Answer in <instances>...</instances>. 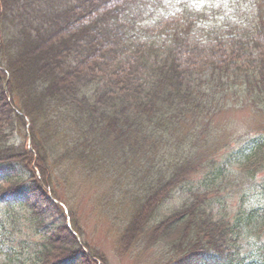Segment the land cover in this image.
<instances>
[{
  "label": "trees",
  "instance_id": "obj_1",
  "mask_svg": "<svg viewBox=\"0 0 264 264\" xmlns=\"http://www.w3.org/2000/svg\"><path fill=\"white\" fill-rule=\"evenodd\" d=\"M0 9V69L11 72L0 80V169L18 168L0 171V264L59 261L56 239L34 250L17 236L21 220L46 226L45 213L8 198L52 191L65 203L47 163L72 154L120 186L133 205L123 239L154 250L152 264H264V130L222 143L211 127L225 108L264 118V0H0ZM60 132L55 159L49 139ZM202 138L213 141L205 155Z\"/></svg>",
  "mask_w": 264,
  "mask_h": 264
},
{
  "label": "rangeland",
  "instance_id": "obj_2",
  "mask_svg": "<svg viewBox=\"0 0 264 264\" xmlns=\"http://www.w3.org/2000/svg\"><path fill=\"white\" fill-rule=\"evenodd\" d=\"M6 54H2L4 60L6 59ZM10 73L0 69V80L4 84L8 81ZM10 95L12 96L13 94L10 93ZM234 108H225L218 112L215 117L213 116L211 127L215 125L217 134L215 136L222 143L223 138L227 140L240 137V140H245L246 137L241 135L245 133V130L259 131L255 128L264 130L263 117L260 120L259 117L243 111L247 108ZM250 111L253 112V110ZM249 114L250 116H248ZM244 115L246 118L243 117ZM61 133L53 137L57 142L56 145L53 139H49V141L53 142V151L56 153L55 155L50 154V157L55 159L61 158L58 156L63 151L64 136H61ZM212 142L211 138L209 142L202 138L201 143L203 145H201L200 154H207L209 152L207 146ZM238 144H241V142H238ZM61 159L57 164L48 162L47 170L52 177L51 180L54 185L52 187L62 195L60 198L70 208V216H62L58 208L52 204L54 201H49V198L47 199L42 194H21L18 200H24L29 197L35 203L37 209L41 211L40 213H45L47 225L37 229L31 221L21 220L18 226L23 228L17 236L23 238L33 249L35 247L39 249L37 244L45 241L44 239L46 238L56 239L53 241L54 244L57 246L62 245L63 251L58 255L55 254L56 258L50 259V261H54L59 258V261H56L55 264H86L92 261L96 264H152L156 262L158 258L154 250L145 251L141 244H136V240L128 239V241H124L123 239L131 222L129 212L133 205L129 200H125L128 197L122 196L121 198L117 194L115 189L120 188V186L117 184V186L112 188L113 179L109 177L106 171L103 172L98 169L91 171L90 166L92 163L88 157L81 159V155L72 154ZM31 163H33L32 167L36 170L35 163L33 161ZM17 170L18 168L16 167ZM0 171H5L6 173L15 172L11 165L2 167ZM35 173L39 177L38 171ZM260 182L264 183V180L262 179ZM239 189L238 187L235 189L237 194H240ZM124 194H127V192ZM235 199L232 198L231 202L234 203ZM175 202L176 200L172 198L169 202V207L173 206ZM165 207L163 206L162 209ZM231 210L232 215H235V208L231 207ZM73 229L80 234V241L82 244L84 243L85 248H78L80 243L79 245L76 244V240H74L71 233ZM9 232L10 236L14 233L11 229ZM124 246L127 247L124 248ZM48 256L51 258V254ZM200 259V253L180 258L183 263L186 261L187 263L197 262Z\"/></svg>",
  "mask_w": 264,
  "mask_h": 264
}]
</instances>
